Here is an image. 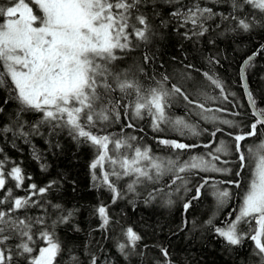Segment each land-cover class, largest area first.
<instances>
[{"label":"snow or ice","instance_id":"1","mask_svg":"<svg viewBox=\"0 0 264 264\" xmlns=\"http://www.w3.org/2000/svg\"><path fill=\"white\" fill-rule=\"evenodd\" d=\"M219 2L226 3L229 10L218 12L199 3L189 7L182 0H162V3L161 0H0V68L3 69L0 88L7 93L3 105L9 100L17 105L15 127L0 125V136L11 133L14 137L27 138L30 134H39L41 124L49 126L50 134L66 130L78 144L94 150L89 164L91 181L98 190L106 189L111 194L112 204L124 199L127 193L139 196L138 189L150 184L151 190L143 202L151 204L162 199L171 207L176 203L173 196H180L181 189L185 194L192 191L189 174L217 173L239 178L248 170L250 176L240 193L241 204L235 219H230L227 227H215L213 214L206 223L213 225L215 233L230 246L242 248L246 239L251 240L250 264H264V133L260 132L264 127V108L256 107L257 101L249 90L247 98L254 121L243 124L222 119L216 113L227 109L206 107V103L221 98L228 101L229 94H225V86L215 73L204 71L202 76L210 86L219 89V97L205 91L203 82L195 80L190 71L181 72L175 81L166 72L145 71V66L150 64L163 68V63L155 65L157 57L149 48L158 35L153 21L160 16L163 5L169 6V20L178 22L174 31L187 29L180 33L187 40L204 37L212 27L208 21L217 17L221 23H232V32L264 30V0ZM159 23L160 27H167L163 17ZM208 43L214 45L216 41L210 39ZM141 46L145 49L141 53L143 63L134 61L128 66L127 60ZM262 52L264 44L241 65L245 89H248L246 68ZM206 59L210 64L219 63L214 57ZM183 67L200 73L191 63ZM137 73L152 83L146 86ZM177 102L184 104L185 115L177 116L171 111ZM3 112L4 107L0 106V113ZM29 112L41 114L40 121L31 125L32 133L24 130L27 121L22 118V114ZM192 113L204 121H218L238 131L226 133L231 143L217 142V134L225 133L223 127L212 130L206 144L158 138V144L174 150L168 156L156 155L151 145L140 142L142 137L125 131L138 129L143 133L144 128H138V122L148 118L149 127L155 133L173 131L180 136H202L208 129L190 122L188 116ZM113 125H120L118 133L106 131ZM249 140L252 143L246 144ZM197 148L209 151L191 154ZM183 153H189L187 159ZM33 154L34 159L41 160L35 149ZM221 154L234 159L222 160ZM3 155L4 149L0 148V156ZM8 165L7 156L0 159V193H3L0 196V264H82L56 232L61 225L70 226L73 232L81 231L74 223L79 209L67 208L48 198L49 193L61 186V181L53 179L44 186L29 182L25 187V179L31 181V176L26 177L15 161L11 167ZM40 167L47 171L49 166L42 162ZM165 177L168 180L161 185ZM9 180L14 182L12 186ZM121 181H125L123 186ZM223 185L241 189V180L201 177L193 186L195 195L183 202V212L187 213L192 201L201 198L202 190L214 198L218 207L226 206L234 193ZM13 187L23 190L25 195H15ZM72 190H76L75 181ZM33 208L42 210V215H29ZM94 211L100 218V229L106 232L113 222L108 206L100 203ZM187 224L185 219L184 226ZM123 234L126 243H119L118 248L127 259L143 237L132 227ZM161 252L165 258L169 257L166 248ZM99 259L91 254L89 264H98ZM166 264L172 261L166 259Z\"/></svg>","mask_w":264,"mask_h":264},{"label":"trees","instance_id":"2","mask_svg":"<svg viewBox=\"0 0 264 264\" xmlns=\"http://www.w3.org/2000/svg\"><path fill=\"white\" fill-rule=\"evenodd\" d=\"M182 3L189 7L193 3H199L201 7H213L218 12L229 10L228 5L220 3L219 0H182ZM172 8L174 10L175 6ZM168 11V5H163L159 9L160 16L153 21L158 35L149 45L157 57L155 65L158 66L163 63V68L154 67L150 64L145 66V71L166 72L173 76L174 81L179 79L181 72L190 71L195 80L203 82L205 91L212 96L219 97V89L210 86L202 76L204 71L213 72L222 80L225 86V94H229V96L228 101L221 98L206 103V107L227 109L226 112L216 113L222 119L226 118L243 124L254 121L255 117L252 116L245 99L240 69L244 59L264 44V30L256 29L250 33L232 32L230 29L234 25L229 22L221 23L217 17L215 20L208 21L212 27L204 37H194L192 40H187L180 34L187 29L181 28L179 32L174 31L178 22L169 20ZM161 17L166 21L167 27H160ZM217 24L220 25L219 28L215 27ZM210 39H214L216 43L214 45L209 44ZM144 51L145 49L141 46L133 52L131 58L127 60V65L132 66L134 61L142 64L141 53ZM173 56L176 57L175 61L172 60ZM207 57H214L219 63L210 64L206 59ZM189 63L200 69V73L183 67L184 64ZM0 71L3 69L0 68ZM247 74L251 91L257 101V108H264V52L256 56L251 66L247 67ZM137 75L146 86L152 83L150 80H144L141 74L137 73ZM156 78L159 79V75ZM230 93H235V96L230 95ZM6 95L5 89L0 88V106L4 107V112L0 113V125L12 124L15 127L17 105L11 100L7 105H3V99ZM171 111L177 116L186 114L182 102H177ZM234 112H239L241 115L235 116L232 114ZM22 118L27 121L24 130L32 133L31 125L40 121L41 114L24 113ZM188 119L190 122L198 124L201 129L207 128L208 132L199 137L180 136L173 131L155 133L149 127L148 118L138 122V128H144L143 133L139 132L138 129H126L125 131L142 137L140 142L151 145L153 152L159 156L173 155L174 150L158 144V138L177 139L189 144H206L211 139L209 133L216 127H223L225 133L217 134V142L225 140L231 143V137L227 136L226 133L238 131L237 129H229L227 125H221L218 121L216 123L204 121L194 113L189 115ZM119 130L120 125H113L106 129V131L113 133H118ZM247 130L244 128V131ZM260 132L264 133V127L260 128ZM256 142L258 143V141ZM245 143L251 144L252 141L249 140ZM57 144L59 147L56 146ZM215 146L217 145H213V147ZM0 148L4 149V155L0 156V159L4 156L9 158L8 167H11V162L15 161L23 168L26 177L31 176V181L25 179V187L29 182L44 186L53 179L61 181V186L49 193L48 198L53 203H61L67 208L79 209L74 223L80 227L81 231L73 232L70 226L61 225L56 229V232L61 241L79 256L82 264H89L91 254L100 258L98 264H166V259H170L172 264H250L248 257L253 248L251 240L246 239L242 248L230 246L213 230V225L215 227H227L229 220H233L238 214L241 204L240 193L250 176L248 170L239 178L217 173L189 174L188 179L191 181L189 187L192 188V191L185 194L181 189L180 196H173L176 203L171 207L166 206L162 199H157L151 204L143 202L148 191L151 190L150 184L138 189L139 196L127 193L124 199L112 204L111 194L106 189L98 190L92 184L89 164L94 158V150L86 144H78L68 135L66 130H57L56 133L50 134L49 126L41 124L39 134H30L27 138L14 137L11 133L0 136ZM34 149L41 155L40 161L34 159ZM207 151L209 149L197 148L191 154H203ZM182 155L184 159H187L189 153ZM221 159L231 160L234 158L232 156L225 157L221 154ZM42 162H46L49 166L47 171L41 170L40 164ZM207 175L213 176L216 180L240 179L241 189L223 185L222 187L231 188L234 196L222 208L216 205L212 196L202 190L201 198L192 201V207L187 213H184L183 202L195 195L193 186L200 182L201 177ZM167 180L168 177H165L161 185ZM73 181H75V191L72 190ZM177 183L179 184V181ZM13 184L14 182L9 180V186ZM120 184L123 186L125 181H121ZM13 192L17 196L25 195L23 190L14 187ZM2 195L3 193H0V196ZM100 203L108 206L109 215L113 221L106 232L100 229L101 221L94 211ZM234 209L236 211H233ZM213 214H215L213 225H208L206 221L212 218ZM29 215H42V210L33 208ZM185 219L188 221L187 226H184ZM128 227H132L143 239L138 242L134 253L126 259L125 255L120 252L118 244L126 243V237L123 233ZM162 248L168 250V258L162 255ZM128 251L133 252L132 249H128Z\"/></svg>","mask_w":264,"mask_h":264},{"label":"water","instance_id":"3","mask_svg":"<svg viewBox=\"0 0 264 264\" xmlns=\"http://www.w3.org/2000/svg\"><path fill=\"white\" fill-rule=\"evenodd\" d=\"M256 57V56H255ZM254 57V58H255ZM253 58V59H254ZM245 60V59H244ZM242 64H243V62H242ZM240 73H241V71H240ZM246 76H247V68H246ZM242 80V79H241ZM244 83V81H242V84ZM247 84H248V89H245L244 87H243V89H244V94H245V99H246V102H247V104L249 105V107H250V109H251V111H253V108H252V106H251V104L249 103V101H248V98H247V91H251V88H250V84H249V80H248V76H247ZM256 107H257V105H256Z\"/></svg>","mask_w":264,"mask_h":264},{"label":"rangeland","instance_id":"4","mask_svg":"<svg viewBox=\"0 0 264 264\" xmlns=\"http://www.w3.org/2000/svg\"><path fill=\"white\" fill-rule=\"evenodd\" d=\"M180 142H183L182 140H179ZM234 220V219H233ZM243 225H241V227H242Z\"/></svg>","mask_w":264,"mask_h":264},{"label":"bare ground","instance_id":"5","mask_svg":"<svg viewBox=\"0 0 264 264\" xmlns=\"http://www.w3.org/2000/svg\"><path fill=\"white\" fill-rule=\"evenodd\" d=\"M256 58V57H255ZM249 106V105H248ZM250 108V107H249ZM251 110V109H250ZM252 112V111H251ZM234 219H235V217H234Z\"/></svg>","mask_w":264,"mask_h":264}]
</instances>
